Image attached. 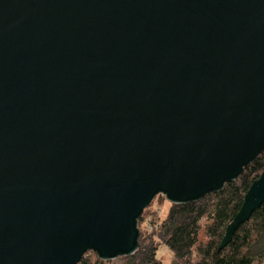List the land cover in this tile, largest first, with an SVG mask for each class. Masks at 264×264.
Returning a JSON list of instances; mask_svg holds the SVG:
<instances>
[{
	"label": "water",
	"instance_id": "obj_1",
	"mask_svg": "<svg viewBox=\"0 0 264 264\" xmlns=\"http://www.w3.org/2000/svg\"><path fill=\"white\" fill-rule=\"evenodd\" d=\"M264 151V0H0V264L133 255L155 196ZM264 203V172L219 249Z\"/></svg>",
	"mask_w": 264,
	"mask_h": 264
},
{
	"label": "trees",
	"instance_id": "obj_2",
	"mask_svg": "<svg viewBox=\"0 0 264 264\" xmlns=\"http://www.w3.org/2000/svg\"><path fill=\"white\" fill-rule=\"evenodd\" d=\"M263 172L264 151L243 167L235 181L225 182L221 191L205 194L195 201L180 205L169 203L165 218L154 222L157 230L142 239L138 236L136 252L129 256H117L121 258V264H161L156 259V251L160 246L172 254L170 264H254L262 260L264 203L247 222L238 227L224 248L219 249V245L225 229L239 212L248 189ZM143 212L139 223H142ZM202 220L207 221L204 242L198 240ZM150 224L153 225L152 222ZM87 252L77 264H108L98 257L92 261L85 258ZM194 254L198 258L196 261L193 260Z\"/></svg>",
	"mask_w": 264,
	"mask_h": 264
},
{
	"label": "rangeland",
	"instance_id": "obj_3",
	"mask_svg": "<svg viewBox=\"0 0 264 264\" xmlns=\"http://www.w3.org/2000/svg\"><path fill=\"white\" fill-rule=\"evenodd\" d=\"M168 208H169V202L162 195H157L154 197V199L149 204V206L144 209L145 211L143 212V220L142 223L140 222L139 224V230H140L139 235L141 236V239L151 235L150 233H147L148 225H150V223L152 222V224L156 226L157 224H155L154 222L163 220L167 214ZM206 223H207L206 220H202L200 222L201 229L198 233V240L200 242L206 241L205 233H204V226L206 225ZM156 240L157 239L155 238V241ZM84 257L92 261L97 256L94 252L88 251L84 255ZM120 259H121L120 257H116L115 259L106 262L108 264H121ZM156 259L161 264H170L172 261V254L165 247L160 246L156 251ZM197 259L198 258H196V254H194L193 260L196 261ZM254 264H264V258L260 261L254 262Z\"/></svg>",
	"mask_w": 264,
	"mask_h": 264
},
{
	"label": "built area",
	"instance_id": "obj_4",
	"mask_svg": "<svg viewBox=\"0 0 264 264\" xmlns=\"http://www.w3.org/2000/svg\"><path fill=\"white\" fill-rule=\"evenodd\" d=\"M163 196V195H162ZM164 197V196H163ZM139 219H140V217L138 218V220H137V222H136V228H137V230H138V232H140V230H139ZM154 230H156V226H154V225H148V227H147V231H148V233H151V232H153Z\"/></svg>",
	"mask_w": 264,
	"mask_h": 264
}]
</instances>
